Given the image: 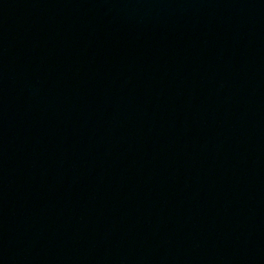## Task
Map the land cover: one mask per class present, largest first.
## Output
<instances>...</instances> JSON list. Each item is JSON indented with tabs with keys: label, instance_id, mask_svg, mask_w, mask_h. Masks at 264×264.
<instances>
[{
	"label": "water",
	"instance_id": "1",
	"mask_svg": "<svg viewBox=\"0 0 264 264\" xmlns=\"http://www.w3.org/2000/svg\"><path fill=\"white\" fill-rule=\"evenodd\" d=\"M0 264H264V0H0Z\"/></svg>",
	"mask_w": 264,
	"mask_h": 264
}]
</instances>
